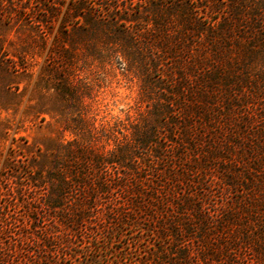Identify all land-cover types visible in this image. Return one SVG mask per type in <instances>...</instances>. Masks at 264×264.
<instances>
[{
  "label": "trees",
  "instance_id": "obj_1",
  "mask_svg": "<svg viewBox=\"0 0 264 264\" xmlns=\"http://www.w3.org/2000/svg\"><path fill=\"white\" fill-rule=\"evenodd\" d=\"M124 11L162 90L127 153L77 147L48 171L44 204L65 230L37 264H264V0H131ZM126 159L131 173L112 180L108 166ZM21 187H7L8 211ZM10 216L0 211L7 264L31 242Z\"/></svg>",
  "mask_w": 264,
  "mask_h": 264
},
{
  "label": "rangeland",
  "instance_id": "obj_2",
  "mask_svg": "<svg viewBox=\"0 0 264 264\" xmlns=\"http://www.w3.org/2000/svg\"><path fill=\"white\" fill-rule=\"evenodd\" d=\"M10 1L15 6L0 3V211L20 219L16 234L31 236L29 255L17 253L12 264H37L42 249L55 245L48 236L65 230L44 204L48 171L77 147L127 153L134 127L162 90V69L145 70L127 41L122 17L131 0L114 9L111 0ZM129 163L108 166L112 180L130 174ZM10 186L24 193L15 213L8 211Z\"/></svg>",
  "mask_w": 264,
  "mask_h": 264
}]
</instances>
